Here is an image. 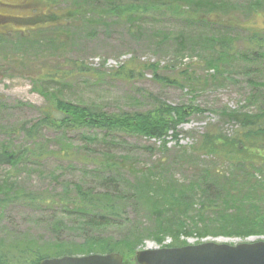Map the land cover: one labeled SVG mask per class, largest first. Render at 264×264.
Here are the masks:
<instances>
[{
    "label": "rangeland",
    "instance_id": "374dc122",
    "mask_svg": "<svg viewBox=\"0 0 264 264\" xmlns=\"http://www.w3.org/2000/svg\"><path fill=\"white\" fill-rule=\"evenodd\" d=\"M85 2L66 0L61 3V9L65 11L68 6ZM91 3L88 1L87 9ZM51 4L49 0H0V141H11L20 149L35 148L44 154L54 152L43 158L29 153L15 167L0 165V185L4 181L8 183L7 190L0 193V235L10 246L26 241L36 246L53 242L52 221L59 215L67 224H74V214L61 213L64 204L77 196L75 185L90 194L105 186L101 176L113 175L121 180L122 187H136L140 184L135 183L139 171L154 164L165 163L166 188L175 186L178 190H166V198L176 201L175 205L179 202L184 209L179 198L189 205L190 198L205 186L198 189L191 182L197 172L193 167L210 169L219 165L214 157L194 149L206 125L218 123L223 131L231 133L236 126L219 117L217 112L221 108L254 111L264 107V49L254 57V49L253 52L247 49L245 34L238 28L234 31L227 28L233 36L226 38L228 35L222 34L219 40L227 43L219 41L213 46L210 37L216 34L203 25L170 18H152L140 27L137 23L132 27L113 17L90 18L85 22L76 18V14L70 21L72 27L64 29L63 34L56 32V28L34 32V26L43 24L49 17L52 22L57 21L49 14ZM89 14L87 18L92 17ZM224 46L230 55L216 65L211 62L213 51ZM246 50L247 58L239 60L237 52ZM66 59L91 69L60 82L57 88L67 101L116 114L151 109L155 104L153 97H157L169 105L182 106L187 117L177 126L176 134L168 132L163 141L123 132L107 137L95 129H75L65 134L44 129L33 142L19 130L42 118L43 110L51 105L52 101L38 92L39 80L50 66L69 71ZM129 60L137 68L157 64V76L147 69L134 79L114 77L112 71ZM163 76L179 82H159L158 77ZM47 93H51L50 98L56 95L52 90ZM187 107L193 111L189 112ZM85 135L95 136L96 141L89 143L83 138ZM169 174L174 175L175 182H171ZM178 183L181 186H176ZM119 204L126 208L131 224L146 221L145 212L150 207L138 197ZM57 231L72 245L90 237L83 236V231L75 225L68 226L64 232ZM89 232L95 233L91 229ZM101 234L119 238L112 228ZM170 240L165 238L158 245L146 237L137 250L164 247ZM260 240L264 241V233L245 239L208 234L203 238L195 235L180 238L187 244ZM8 258L11 262L19 259L16 252H10Z\"/></svg>",
    "mask_w": 264,
    "mask_h": 264
},
{
    "label": "trees",
    "instance_id": "16d2710c",
    "mask_svg": "<svg viewBox=\"0 0 264 264\" xmlns=\"http://www.w3.org/2000/svg\"><path fill=\"white\" fill-rule=\"evenodd\" d=\"M49 1L52 3L49 14L54 18L53 21H57L52 22L49 17V20L41 22L43 24L34 26L32 30L36 33L56 28V32L63 34L64 29L72 27L70 21L76 14L79 16L76 18L85 22L90 18L113 17L114 20L126 21L132 27L135 23L140 27L152 18H170L203 25L216 34L210 37L212 46L219 41L220 44H226L227 41L219 40V37L227 34L226 38H229L233 36V32H227L226 29L234 31L238 28L245 34L247 49L250 52L254 49V57L264 49V0H98L96 4L95 0H85V3L74 4L72 8L66 7L65 11H62L61 3L66 0ZM88 1L92 2L90 9H87ZM87 13H91L89 15L92 17L87 18ZM28 31L29 29L26 32ZM229 55L230 51L226 46L216 49L211 62L217 65ZM237 55L239 60H244L249 52H237ZM66 65L69 71L61 70L60 66H50L42 73L38 92L51 100V105L43 110L42 118L19 130L33 142L38 140L40 131L44 129L62 134L75 129H95L102 131L107 137L123 132L163 141L168 132L175 135L177 126L187 117L182 106L169 105L157 97H153L155 104L151 109L139 112L121 111L116 114L87 104L67 101L57 86L61 81L91 69L71 59L66 61ZM156 66L155 63H149L137 68L129 60L115 68L112 75L121 79H134L141 76L144 70L151 69L157 76ZM158 78L159 82L166 84L179 82L178 79L166 76ZM51 90L55 91L54 98H50L51 93H47ZM187 110L193 111L191 107H187ZM217 113L224 121L233 123L236 127L231 133H226L218 123L206 125L194 149L200 154L214 157L219 165L210 169L193 167L197 172L191 182L196 183L198 189L205 186L202 187V192H197L190 198L189 205L184 198H179L184 209L179 202L175 205L176 201L166 198V190L177 188H166L165 175L168 172L164 169L165 163L140 170L135 177V183L140 184L132 188L122 187L121 180L116 176H101L105 186L100 191L89 194L75 185L77 196L64 204V212L61 213L74 214L75 223L70 225L77 226L83 231V236L90 237H85L77 245L65 242L57 230L64 232L70 225L59 215L52 221L54 229L51 231H54L55 238L51 243L36 246L26 241L10 246V243L5 244V238L0 235V264H39L44 258L116 251L122 255L123 264H137L134 254L146 237L152 238L158 245H162L165 238H170L171 243L164 246L178 247L187 244L180 241V238L191 235L199 238L208 234L245 239L264 233V107L254 111L221 108ZM83 138L89 143L96 141L95 136L85 135ZM29 153L37 158L54 154L37 152L30 147L20 149L14 147L11 141H0V165L18 166ZM169 176L171 182H175L172 178L174 175ZM176 186H181V183ZM7 188L8 183L4 181L0 185V193ZM133 197H138V200L150 207V211L145 212L146 221L140 224H131L126 208L119 204L126 203ZM187 208L190 210L184 211ZM107 228L117 231L119 238L103 236L101 232ZM89 229L95 233H90ZM10 252L18 255L16 262L9 260Z\"/></svg>",
    "mask_w": 264,
    "mask_h": 264
},
{
    "label": "water",
    "instance_id": "95a60500",
    "mask_svg": "<svg viewBox=\"0 0 264 264\" xmlns=\"http://www.w3.org/2000/svg\"><path fill=\"white\" fill-rule=\"evenodd\" d=\"M137 264H264V241L238 244L214 241L179 247L146 248L134 254ZM39 264H123L120 253L64 255Z\"/></svg>",
    "mask_w": 264,
    "mask_h": 264
}]
</instances>
